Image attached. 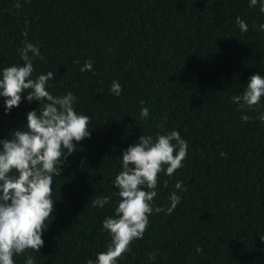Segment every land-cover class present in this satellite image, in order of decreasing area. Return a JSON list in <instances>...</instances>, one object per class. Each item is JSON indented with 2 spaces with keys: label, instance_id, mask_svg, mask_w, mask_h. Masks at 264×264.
<instances>
[{
  "label": "trees",
  "instance_id": "obj_1",
  "mask_svg": "<svg viewBox=\"0 0 264 264\" xmlns=\"http://www.w3.org/2000/svg\"><path fill=\"white\" fill-rule=\"evenodd\" d=\"M261 24L264 13L249 0H0V70L22 66L17 50L34 44L43 59H34L33 78L53 72L47 90L72 92L77 113L91 121L90 137L53 178L43 248L15 256V264L27 255L35 264L95 260L109 240L102 222L117 206L121 153L140 135L172 130L187 142V156L171 177L160 174L154 207L170 206L177 181L187 191H177L181 202L171 214L149 216L143 239L117 264H264V122L256 118L264 98L246 111L231 99L251 75L264 76ZM89 60L93 70L81 72ZM113 81L122 86L119 96L109 91ZM26 95L7 114L0 97V140L38 108ZM244 114L252 119L243 121ZM99 196L110 203L91 207Z\"/></svg>",
  "mask_w": 264,
  "mask_h": 264
},
{
  "label": "clouds",
  "instance_id": "obj_2",
  "mask_svg": "<svg viewBox=\"0 0 264 264\" xmlns=\"http://www.w3.org/2000/svg\"><path fill=\"white\" fill-rule=\"evenodd\" d=\"M257 5L264 13V0H249V7ZM14 6L19 9L20 3ZM235 23L242 33L248 31L247 23L239 16ZM259 27L264 31V24ZM23 35L27 36V32ZM17 51L23 65L0 70V97L4 98L5 113L19 107L23 93H27L28 102L37 101L39 106L27 113L26 124L11 131L10 138L0 140V264H15L14 257L29 250L40 253L44 246L42 235L48 228L46 221L54 213L53 178L61 176L68 156L77 151V144L90 137V118L77 113L76 96L72 92L53 95L47 90L49 81L55 79L54 73L49 71L33 78L34 59H43L39 48L25 41ZM73 63L79 64V61ZM92 70L91 60L80 68L81 72ZM109 91L119 96L123 89L118 81H113ZM262 98L264 76L253 74L242 94L231 99L238 111H246L258 108ZM148 116L149 109L142 106L140 118ZM256 118L264 122V113ZM241 119L248 122L252 118L244 114ZM187 150V142L178 131L172 130L167 134L157 133L155 138L140 135L121 153L122 167L113 180L118 190L114 193L118 196L117 206L113 215L102 222V230L109 240L105 250L98 252L95 260L88 259L87 264H117L131 251L135 240L143 239L149 216L161 212L171 214L181 202L177 191H187L182 182L177 181L174 185L177 191L167 197L169 207H154L153 202L158 195L160 174L171 177L182 168ZM167 183L164 181L165 187ZM110 200L109 196H99L92 200L91 207L102 209ZM259 238L264 241V234ZM201 251L198 247L197 252ZM155 255L150 253L148 259L154 260ZM24 264H35L34 257L27 255Z\"/></svg>",
  "mask_w": 264,
  "mask_h": 264
}]
</instances>
